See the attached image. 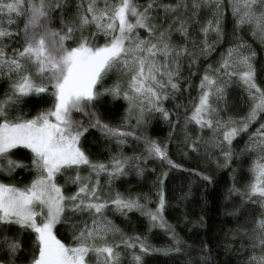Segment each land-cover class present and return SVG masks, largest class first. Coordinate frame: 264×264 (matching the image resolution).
Listing matches in <instances>:
<instances>
[{"label":"snow or ice","instance_id":"snow-or-ice-1","mask_svg":"<svg viewBox=\"0 0 264 264\" xmlns=\"http://www.w3.org/2000/svg\"><path fill=\"white\" fill-rule=\"evenodd\" d=\"M158 256L264 264V0H0V264Z\"/></svg>","mask_w":264,"mask_h":264},{"label":"trees","instance_id":"trees-1","mask_svg":"<svg viewBox=\"0 0 264 264\" xmlns=\"http://www.w3.org/2000/svg\"><path fill=\"white\" fill-rule=\"evenodd\" d=\"M254 47L257 48V51L259 53L260 52V46L258 45V43L256 45H254ZM118 116H119V113H117V117ZM159 127L162 129V131H159V132H156V133H152L153 135L163 136V135L166 134L167 129L163 125H160ZM172 154L175 156V153H172ZM219 176L221 178H224V177H226V173L221 172L219 174ZM129 179L131 180V182L133 184H135V180H133L131 178H129ZM144 190L146 191L147 189L145 188ZM197 211H199V209H197ZM174 215H175L174 213H170L169 214V219L173 220ZM208 215L216 217V220H214L213 223H216L220 219V217L217 216V213L214 210H209L208 211ZM206 219H207V217H206ZM173 222H174V220H173ZM117 223H120L119 219L117 220ZM217 234H219V232H217ZM150 243H152L155 246L159 247V246H163L165 244H168L169 240H168V237L163 232H159L158 235L150 236ZM154 264H166L165 258L163 256H158L157 258H155Z\"/></svg>","mask_w":264,"mask_h":264}]
</instances>
